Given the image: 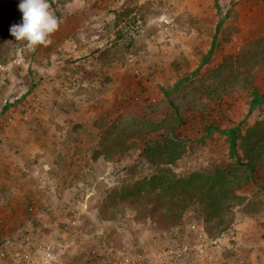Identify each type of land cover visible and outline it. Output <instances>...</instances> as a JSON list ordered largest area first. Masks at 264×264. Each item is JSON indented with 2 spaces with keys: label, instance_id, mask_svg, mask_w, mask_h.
Instances as JSON below:
<instances>
[{
  "label": "rangeland",
  "instance_id": "obj_1",
  "mask_svg": "<svg viewBox=\"0 0 264 264\" xmlns=\"http://www.w3.org/2000/svg\"><path fill=\"white\" fill-rule=\"evenodd\" d=\"M48 3L51 43L0 66V264H264V161L234 172L238 199L214 237L197 209L172 228L104 207L124 179L153 175L144 141L172 126L183 153L167 176L209 177L242 158L245 143L229 146L226 131L243 120L244 135L264 105L246 69L217 66L264 34V0ZM123 128L125 143L102 155Z\"/></svg>",
  "mask_w": 264,
  "mask_h": 264
},
{
  "label": "trees",
  "instance_id": "obj_2",
  "mask_svg": "<svg viewBox=\"0 0 264 264\" xmlns=\"http://www.w3.org/2000/svg\"><path fill=\"white\" fill-rule=\"evenodd\" d=\"M19 3L20 0H0V66H5L9 61H12L17 50L28 44L25 41H16L10 32L11 26L22 20ZM213 8L214 12L218 13L216 5ZM243 39L245 41V37L241 40L243 41ZM246 42L244 49L234 56L222 55L217 70L222 73L232 71L238 66L240 69H246V77L249 75L251 77L250 80H246V84L251 89L253 105H264V88L262 90L260 86H257L256 75L255 77L254 74L251 76V73L264 67V34L254 39L247 38ZM46 61L48 62V59ZM36 65L38 64L33 62L30 72L26 73L24 78L22 77L20 85H23V81L29 80L32 72L38 73ZM0 74L5 76L4 72H0ZM261 85L264 86V84ZM262 112L256 114L255 122L247 125L244 135L240 134L239 128L243 120H239L235 130L226 131L229 135V146L236 147L237 141L245 143L242 158L238 157L236 161H232L230 158V162L225 168L213 172L209 177L198 172L192 173L186 178L177 177L175 174L166 175L170 170L169 167L183 153L181 140L174 132L173 126L167 128L169 132L166 135L159 134L147 138L141 149V156L153 166V175L137 180L130 177L129 180L121 181L120 186L110 189V194L113 196H110L109 201L104 205L106 208L110 206L107 210L110 217L113 218L111 209L127 206L135 212L137 218L138 216L145 217L153 222L156 221L157 225L161 227L168 224L173 228L180 224L186 212L197 209L201 212L209 235L213 237L220 235L229 224L228 219L230 218L227 212L233 209L238 199L235 190L238 186L234 184L237 178L234 180V172H237L239 168L244 169V173L252 172L257 165L264 161V111ZM162 129L164 127L156 126L152 132L158 133ZM129 131L127 128L126 130L121 129L118 133L114 132L115 134L112 133L113 131H108V136L111 137L107 139L111 140L112 144L106 145V149L103 147L102 155L105 153L108 155L113 149L120 148L124 140L120 143L118 140L125 133H130ZM167 135H171L172 138H166ZM143 186L147 188L143 189Z\"/></svg>",
  "mask_w": 264,
  "mask_h": 264
},
{
  "label": "clouds",
  "instance_id": "obj_3",
  "mask_svg": "<svg viewBox=\"0 0 264 264\" xmlns=\"http://www.w3.org/2000/svg\"><path fill=\"white\" fill-rule=\"evenodd\" d=\"M49 8L48 0H20L22 20L10 28L15 40L32 47L51 43L50 36L58 29L59 21Z\"/></svg>",
  "mask_w": 264,
  "mask_h": 264
},
{
  "label": "crops",
  "instance_id": "obj_4",
  "mask_svg": "<svg viewBox=\"0 0 264 264\" xmlns=\"http://www.w3.org/2000/svg\"><path fill=\"white\" fill-rule=\"evenodd\" d=\"M263 20V19H262Z\"/></svg>",
  "mask_w": 264,
  "mask_h": 264
}]
</instances>
